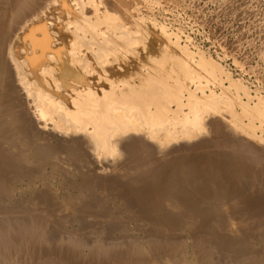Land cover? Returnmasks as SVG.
<instances>
[{
  "label": "bare ground",
  "instance_id": "obj_1",
  "mask_svg": "<svg viewBox=\"0 0 264 264\" xmlns=\"http://www.w3.org/2000/svg\"><path fill=\"white\" fill-rule=\"evenodd\" d=\"M166 3L0 0V264H264V91Z\"/></svg>",
  "mask_w": 264,
  "mask_h": 264
},
{
  "label": "rangeland",
  "instance_id": "obj_2",
  "mask_svg": "<svg viewBox=\"0 0 264 264\" xmlns=\"http://www.w3.org/2000/svg\"><path fill=\"white\" fill-rule=\"evenodd\" d=\"M166 1H167V3H166L165 6L169 5V6L166 7V9L167 10L170 9L169 11H171L172 13L174 12V13L172 14L171 12H168V11L165 12L162 9H160L161 12H159L160 10H157L158 8L157 9L155 8L153 10V13H155V15L154 14L153 15L158 20L161 19L160 21H163L165 19L164 18H159V17H165L167 19L166 21H168V22H171L173 24L176 22L174 24L176 27L177 26H182L181 28L184 30V32L185 31H186V33L190 32V35H192L191 37H194V40L197 41V43H199V44L201 43L200 44L201 47H203L204 49H209L210 48L209 52H210V54L213 57H215V59L217 58V55L221 54L220 53L221 50L219 49L220 51L219 50L215 51V48L212 46L211 39L216 40V41L224 40V42L228 41L227 42L228 44L225 42L227 49L230 50L233 47L236 48V50H233L235 52L237 51L236 53L234 52L235 55L238 57V59L240 61L242 60V62L245 63L244 65H245L246 71H247V69H249L248 70L249 73L246 72L245 78L247 79V81L251 82L250 84L252 85V88L261 85L260 86L261 90L264 91V83H263L264 82V76H263L264 75V0H260V1L259 0H251V1L250 0H235V1L234 0H212V1L211 0H178V1L177 0H166ZM257 2L259 3V5H258ZM229 3H231V5ZM237 3H238V5H237ZM188 4H190V5H188ZM203 4H205V5H203ZM199 5H200V7H199ZM261 7H263V8H261ZM216 8H217V10H216ZM253 8L255 9L254 10L255 12H253ZM231 10H233V11H231ZM238 11H240L239 14H238ZM164 12H165V14H164ZM196 12H197V14H196ZM156 13L157 14L159 13V14L157 15ZM174 14H175V16H174ZM159 15H161V16H159ZM254 15L258 19H256ZM166 16H168V17H166ZM177 16H178V18H177ZM176 18H177V21L175 20ZM212 18H213V20H212ZM173 20L175 22H172ZM220 26H222L223 28L220 27ZM212 30H213V32H212ZM212 34H214V36ZM206 35H208V36H206ZM249 40H250V42H249ZM237 42H239V43H237ZM253 42H254L255 45L253 44ZM237 47H238V49H237ZM241 48H243V49H241ZM257 50H258V52H257ZM245 58H247V59H245ZM254 61H256V62H254ZM226 63L228 64L229 68L232 71H235V70L238 71V69H236V67L233 64L232 57L231 58L229 57V59L226 61ZM250 63H251V65H250ZM247 66H249V67H247ZM250 66L252 68H250ZM254 68H256V71H255ZM252 71L256 72L257 76H256V73L253 74ZM237 73L238 72H234V75L236 76ZM257 77L260 78V79L258 80ZM261 80H263V81L261 82ZM256 81H258V82H256ZM252 82H253V84H252ZM86 230H87V228L85 229V231ZM121 231H123L122 234H124V235L121 234ZM129 232H132V230L131 231L128 230V232H127V230L125 231L124 229H122V230H119L117 232L113 231L111 233L113 234V237H115V236L117 237L119 235V239H122L126 234L130 235ZM83 233H82V236H85V233H86V236L84 237V238H86L87 235H88L87 232H83ZM116 233H117V235H116ZM118 233H120L121 235L118 234ZM133 233H134V231H133ZM120 236H122V238ZM109 237H112V235L109 234Z\"/></svg>",
  "mask_w": 264,
  "mask_h": 264
}]
</instances>
